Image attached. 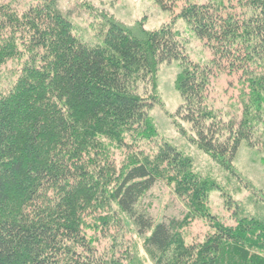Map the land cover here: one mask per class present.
Wrapping results in <instances>:
<instances>
[{"label":"trees","instance_id":"1","mask_svg":"<svg viewBox=\"0 0 264 264\" xmlns=\"http://www.w3.org/2000/svg\"><path fill=\"white\" fill-rule=\"evenodd\" d=\"M54 1L19 11L12 0H0V65L27 50L20 74L0 93V264H122L99 256L82 231L84 214L110 201L144 236L154 264H264V219L236 202L234 225L204 210L208 192L221 188L190 172L189 158L168 142L152 159L132 155L119 170L99 156L104 140L129 147L128 139L156 134L149 111L158 103L157 71L174 60L181 101L173 117L188 124L192 144L231 171L241 142L251 141L255 123L264 121V0L181 7L177 18L211 51L204 63L189 59L173 21L147 30L109 17L101 41L87 45ZM178 1L154 0L165 11ZM216 72L237 74L247 90L238 123L208 108ZM159 179L196 202L211 234L183 244L169 223L138 210Z\"/></svg>","mask_w":264,"mask_h":264},{"label":"rangeland","instance_id":"2","mask_svg":"<svg viewBox=\"0 0 264 264\" xmlns=\"http://www.w3.org/2000/svg\"><path fill=\"white\" fill-rule=\"evenodd\" d=\"M12 7L22 11L25 5L39 0H12ZM207 0H179L172 11L162 10L154 0H55L54 8L73 25L77 38L87 45L99 43L106 29V18H113L125 25L140 22L144 29H157L171 23L183 44L185 53L194 62H207L211 51L204 41L196 38L186 23L177 18L181 7L189 3H204ZM19 56L0 65V93H5L20 74L27 52L22 46ZM24 54V55H23ZM179 61L162 63L157 71L158 103L149 111L151 127L155 135L133 141L129 147H118L104 140L103 155L119 168L130 156L152 159L163 142H168L190 160V172L215 182L220 190L208 192L204 210L216 216L224 225H234L233 203L241 206L245 214L264 219V121L255 123L251 141H242L232 162L231 171L225 170L209 154L188 140L189 126L174 118L181 99L177 90L180 74ZM237 74L216 72L211 80V92L207 98L208 108L225 121L238 123L242 118L241 97L247 93L239 84ZM182 126L186 133H180ZM101 158V157H100ZM105 158H101L102 164ZM232 200L230 208L226 198ZM138 210L144 211L155 222L169 223L183 244L203 240L213 232L211 222L198 214L196 202L175 188L174 182L157 180L139 200ZM83 233L91 248L106 259L114 258L122 264H154V254L144 245V236L138 235L130 220L110 201L103 208L87 212L83 216ZM174 246L167 254L173 253ZM249 251L255 252L254 248ZM156 257V254H155ZM166 254L164 255V258ZM226 264H238L227 262Z\"/></svg>","mask_w":264,"mask_h":264}]
</instances>
